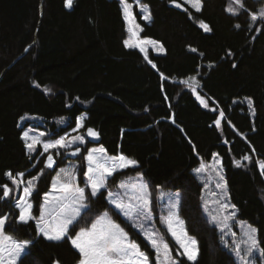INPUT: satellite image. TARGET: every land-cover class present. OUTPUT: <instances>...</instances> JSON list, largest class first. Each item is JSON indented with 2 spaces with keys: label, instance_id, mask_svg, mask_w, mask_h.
I'll return each mask as SVG.
<instances>
[{
  "label": "trees",
  "instance_id": "obj_1",
  "mask_svg": "<svg viewBox=\"0 0 264 264\" xmlns=\"http://www.w3.org/2000/svg\"><path fill=\"white\" fill-rule=\"evenodd\" d=\"M128 2L134 4L140 37L160 43L162 54L125 46L131 32L122 0H74L71 9L65 0H44L42 15L41 0H0V185L12 189L0 202V217H7L8 234L28 242L17 264H79L80 254L68 237L50 241L34 220H18L16 185L6 174H22L25 181L39 177L29 198L38 216L69 155L80 149L73 159L78 158L83 172L94 146L88 141L60 156L55 151L29 155L20 127L26 114L43 118L58 137L85 113V134L95 129L110 156L124 155L137 163L111 175L99 195L88 192V208L68 236L108 211L154 257L145 238L107 199L123 180L142 175L154 211L161 190L181 193L180 216L199 242V258L191 262L181 255L163 229L179 264H239L233 244H224L204 213V185L195 173L202 162L218 155L236 217L256 229L264 255V175L259 167L264 163V0H242L243 8L233 0H200V11L184 0ZM137 6L146 7L148 20ZM230 6L236 14L227 10ZM246 99L252 101L253 115ZM61 118L69 124L57 131ZM49 155L51 168L45 166Z\"/></svg>",
  "mask_w": 264,
  "mask_h": 264
},
{
  "label": "snow or ice",
  "instance_id": "obj_2",
  "mask_svg": "<svg viewBox=\"0 0 264 264\" xmlns=\"http://www.w3.org/2000/svg\"><path fill=\"white\" fill-rule=\"evenodd\" d=\"M122 2L124 4V18L129 25H132L135 19V16L131 11L133 5L129 3L128 0H122ZM136 2L139 4V0H136ZM173 2L175 3V0H173ZM233 2L239 5L240 8H243L242 0H233ZM184 3L190 4L191 7L195 8L197 11H200L201 9L200 0H184ZM72 6L73 0H65L66 8L71 9ZM176 6L181 7L178 3ZM141 10L144 12L142 18L148 19L149 17L147 15L146 7L141 6ZM227 10L233 14L237 13V9L231 6ZM260 16L264 17V10H261ZM256 19L257 16L253 14L252 20L255 21ZM200 26L204 31H210L209 26L206 23L201 22ZM134 27L139 28V25H134ZM237 27H239V25H237ZM129 31L133 35H136L133 31V27H130ZM150 43L155 44L156 41H150ZM125 46L132 48L136 45L125 40ZM192 51L195 52L196 49H192ZM185 83H187V81H185ZM37 87H39V85H37ZM193 91H195V88H193ZM197 98L201 99V102L207 107V103H205L201 97L197 96ZM220 115L223 116V113ZM216 124L219 125L220 121L216 120ZM80 126L83 127L82 122ZM87 133L92 137L98 135L91 128L87 129ZM41 135H43V133H41ZM23 139L26 141V147L29 151H34L36 145L41 143L36 137H30L28 132L24 133ZM65 141L66 138L62 137L59 140L45 142L42 146L45 152L49 149L70 147L71 144L66 143ZM75 141H79L80 143L84 142L82 137H74L73 142ZM79 151L80 149L76 148L72 155H75ZM104 152L105 149L103 148L92 149L87 152V156L85 157L88 161V168L85 173V187L91 189V192L89 193L91 197L97 196L99 190L106 187L107 177L113 175L118 169L136 167V161L128 159L124 155L112 156L107 159L96 155V153ZM244 159L248 160L249 157L245 156ZM53 164V157L49 155L45 166L51 168ZM236 166H241L240 161H236ZM208 167H211V165H205L202 162L201 167L198 168L196 172L202 173ZM259 167L261 169V174L264 175V163L260 164ZM60 172L63 173L67 179L62 182L60 175L58 174L57 178L52 182L51 192L45 194L44 203L40 206L39 220L42 221V223L38 224V231L40 234L50 241H60L65 237H68L72 246L80 254L79 264H149L148 256L140 250L138 244L129 239L128 234L124 229L111 219L108 211H105L94 220L90 221V227L80 228V230L75 232L73 236H68L69 228L79 222L83 210L88 208V205L85 203L88 199V195L85 193V188L79 187L78 184L73 183L75 176L71 172L66 169H61ZM6 175L9 177L12 184L17 185V187H19L20 184L25 183L22 174L20 175V179L14 178L11 173H7ZM217 175H219V173H217ZM38 178V176H35L26 182L27 186L23 188V196H21L16 202L15 206L20 209V222L27 223L28 220L34 219L31 214L32 204L28 202L27 197H30L32 193V181L37 180ZM221 179L223 178L221 177ZM217 186L219 187V185ZM0 187L3 188V196L0 198L8 197L12 189L9 188L7 184L0 185ZM119 187L125 189L124 193H113L109 191L107 193L108 202L113 204L116 210L123 213V215L129 219H131L133 213H135L137 216H142L145 220H150L151 200L149 198L150 193H147V186L141 184L139 194L136 191L135 183L128 185L122 182ZM213 195H215V193H213ZM125 197H127V200H125ZM161 198L163 197L161 196ZM133 201H136V203H133ZM215 202L220 204V207L225 210L230 207L234 208V206H230L227 202L221 204L219 199ZM53 203L54 206L50 208L49 206L53 205ZM177 206L178 194L177 199L169 206L167 215L161 216V223L166 225L169 233L183 249V252L180 254L186 255L189 260H194L197 252V241L194 238L189 237L185 230L177 229V224H183L174 211ZM205 211H208L207 207L205 208ZM234 215L235 213L232 212L230 215L223 217L224 222L221 227L222 232L229 227L227 221ZM46 216L48 219H46ZM211 219L215 222L217 218L216 216H212ZM6 222L7 217L0 218V264H5L2 255L5 250H7L9 257L7 264H15L16 257L20 255L28 242L20 243L15 241L12 236L7 235L4 231ZM139 229L143 232L144 238L156 250L158 258L161 256L163 257V264H175V261L170 257L168 244L159 237L157 232L145 229L143 224L139 225ZM255 232L256 229L249 226V230L245 233L247 236L246 242L250 241L252 246H255L256 244L254 238ZM232 235L235 236V233ZM236 251L239 254V245H237ZM247 254L250 255V251ZM241 259L243 260V257H241ZM243 264H248V261L244 260Z\"/></svg>",
  "mask_w": 264,
  "mask_h": 264
},
{
  "label": "rangeland",
  "instance_id": "obj_3",
  "mask_svg": "<svg viewBox=\"0 0 264 264\" xmlns=\"http://www.w3.org/2000/svg\"><path fill=\"white\" fill-rule=\"evenodd\" d=\"M132 5H133V8L131 9V11L134 14V4H132ZM137 7H138L139 11L142 12L141 6H137ZM193 9H195V8H193ZM143 15H144V12H143ZM146 20H148V19H146ZM134 25H138V23L136 21V18L134 19L132 25H129V28L133 27V31L136 33V35H133L131 33V36H130V38L128 40L130 43L136 45L134 48L139 49L144 54H146L147 51H153V53H155V54H162L163 53L162 45L160 43H158V42H156L155 44L150 43V41H154V40L142 39L140 37V31H141L140 26H139V28H135ZM246 100L252 106L251 114L253 115L254 111H253L252 101L250 99H246ZM86 117H87V115L85 113L82 114L80 117H78L75 127L66 130L63 134L58 135V137H55L56 131H54L47 124V122L43 118H41L39 116H35V115L26 114L20 120V127L23 129L22 137H23L25 132H28L30 137L34 136L38 140L41 141L40 144L36 145L34 151H29V149L26 147L28 154L34 156L38 152L45 153V151L43 149V146H42L43 143L59 140L62 137L66 138L65 142L71 144V146L68 147V148L49 149L48 151H55V152L59 153L57 155L60 156V154H61V152L63 150L75 148L77 146H86V144L88 143V138H87V134H85L83 132V128H84ZM81 122L83 124V127L80 126ZM56 123H57V129L56 130L57 131H61L62 128H66L68 126L69 121L66 118H61V119H57ZM41 133H43V135H41ZM74 137H82L84 142L83 143H80L79 141L73 142V138ZM24 142L26 144L25 140H24ZM99 148L105 149V147L101 144V145L92 146L90 148V150L99 149ZM96 155L100 156V157H103L104 159H107L108 157H112V156H110L108 154L106 149H105L104 153H96ZM75 160L73 158L68 159L66 164L59 168V170L57 171V174L55 175L53 180H55L57 178L58 174L60 175V179H61L62 182L65 179H67L64 176V174L60 172L61 169H66V170H68L69 172H71L75 176V180L73 181V183L74 184H78L79 187L85 188V193H86V195H88V192L89 193L91 192L90 188L85 187V181H86L85 173L87 172L88 161L86 160L85 170L83 172H81V162H79V160H77V159H75ZM203 163L205 165H211V167L206 168V170L204 172H202V173H197L196 170L201 167V164H200L195 169V173L198 176V178L200 179V181L202 182V184L204 185V213H205V215L222 233L224 244L227 247H230L231 243L233 244L230 248L233 250V252H234V254L236 256V259L239 262V264H243L244 260H247L248 264H260V260H261V264H263L264 263V255H263L262 249L260 248V246L258 244L257 231L254 233V238H255V241H256L255 246H252L250 241L246 242L247 241V236L245 235V233L249 230V226L251 228H254V227L251 226L250 224L246 223V222H242V221H239L237 219V217H236L237 211H236L235 207L234 208L230 207L229 209L225 210V209H222L220 207V204L215 202V201H217L219 199L221 204L224 203V202H227L230 206H233L231 201H230V198H229L228 188H227V183H226V180H225V174H224V169H223L221 158L218 155H215L210 162H203ZM136 166H137V163H136ZM124 169H126V168H124ZM124 169H118V170H124ZM217 173H219V175H217ZM110 177L111 176L107 177V181H108V179ZM221 177L223 179H221ZM15 178L20 179V175H18ZM31 179L32 178L27 179L26 181L23 179V181L25 183L20 184L19 187H17V185H16L15 195L17 197L16 198L17 200L21 196H23V188L25 186H27L26 182L28 180H31ZM38 180H39V178L37 180H33L32 181V184H33L32 193L34 192V187H35V185H36ZM107 181H106V184H107ZM122 182H124V183H126L128 185H132V184L135 183L136 184V191H137L138 194H139L140 185L144 184V185L147 186V193H149L148 184H147L146 180L144 179V177L142 175H136L134 177H129V178L123 180ZM121 183H120V185H121ZM217 185H219V187ZM106 188H107V185H106V187L101 188L97 195H99L100 192L105 190ZM51 190H52V185H51V188H50L49 192H51ZM124 191H125V189H122V188L118 187L116 190L111 191V192L123 194ZM213 193H215V195H213ZM177 194H178V206L176 207V209H174V211L176 212V215L178 216L179 220L183 222V224L182 225L177 224L176 226H177L178 230L183 229V230H185L187 232L185 224H184V221L182 220V218L180 216L181 193L179 191L161 190L160 194H159V205L157 206V210L156 211H154V209L152 207V202H151V219L150 220H145L142 216H137L135 213H133L132 218L129 219V218L125 217L123 215V213H120L118 210H116L113 204H110L116 211H118L122 215V217L125 220H127L131 224V226L141 236L144 237L143 232L139 229V225H141V224H143L145 229L157 232L159 237H161L168 244L170 257H171V259L173 261H175V264H179L180 261L175 257V255L173 253L172 244L169 241V239L166 236V234H165L163 229L167 230L168 235L171 237V239L176 244H177V242L173 238V236L169 233L166 225L161 223V216L162 215H164V216L167 215L169 206L177 199ZM161 196L163 198H161ZM30 197H27L28 202H30V200H29ZM44 197H45V195H44ZM149 198L151 200V197H149ZM125 200H127V197H125ZM43 203H44V199H43ZM85 203L87 204V200L85 201ZM133 203H136V201H133ZM53 206H54V203H53V205H50L49 207L51 208ZM206 207H207L208 211H205ZM86 210H87V208L83 210L82 214ZM19 211H20V209H19ZM232 212H234L235 215L231 219H229L227 221V223L229 224V227L226 228L222 232L221 231V227H222L223 222H224L223 221V217L227 216V215H230ZM31 214L34 217V219H30V220H34L36 222V224H37V227H38V224L42 223V221L39 220L40 214L38 216H35L34 212H33V208H31ZM109 216L111 217V219L116 224L120 225L118 222H116L112 218L110 213H109ZM212 216H216L217 219H216L215 222L212 221V219H211ZM0 218H2V217H0ZM157 218H159V222L157 220H155ZM46 219H48L47 216H46ZM18 220H19V218H18ZM120 227L123 228L121 225H120ZM234 227H237V231L234 230ZM4 231H5V233L7 235H10L6 231V224H5V227H4ZM124 231L128 234L129 239L131 241H134L136 244H138L139 247H140V250L143 251L148 256L149 264H163V257L161 256V257L158 258L156 250L151 246V244H149V242L146 239L145 240L148 242V244L151 246V248L155 252L154 257H151L147 252H145L142 249V246L137 241L133 240L131 238L130 234L125 229H124ZM233 233H235V236L232 235ZM187 235L189 237H192V236H190L188 234V232H187ZM192 238H194L197 241V252H196L195 259L194 260H189V261L196 262L198 260V258H199V242H198V240L195 237H192ZM177 245L180 247L179 244H177ZM237 245H239V248H240L239 254L236 251ZM27 249H28V245L23 249V251L20 253V255L18 257H16L15 264H17L19 262V260L23 257V255L27 252ZM180 249L183 251V249L181 247H180ZM249 251H250V255L247 254ZM2 255L4 257L5 264H7V261L9 259L7 250H5ZM241 257H243V260L241 259ZM186 258H187V256H186Z\"/></svg>",
  "mask_w": 264,
  "mask_h": 264
},
{
  "label": "water",
  "instance_id": "obj_4",
  "mask_svg": "<svg viewBox=\"0 0 264 264\" xmlns=\"http://www.w3.org/2000/svg\"><path fill=\"white\" fill-rule=\"evenodd\" d=\"M43 3H44V0H41V6H40V9H41V15H42V13H43ZM181 7L183 8V11H185L186 9H185V7H183L182 5H181ZM36 40H37V35H36V38H35V42H36ZM34 42V43H35ZM12 66V65H11ZM10 66V67H11ZM9 67V68H10ZM8 68V69H9ZM7 69V70H8ZM6 70V71H7ZM91 129H93V128H91ZM98 135L96 136V137H92V136H89L88 135V133H86L87 134V137H88V140H89V142L91 143V144H93V145H99V144H101L102 143V139H101V136H100V133L98 132V131H96L95 129H93ZM79 153V152H78ZM78 153H76L75 155H72V153L69 155L71 158H75L76 156H77V154ZM7 197H3L2 199H1V201L0 202H2V201H4L5 199H6Z\"/></svg>",
  "mask_w": 264,
  "mask_h": 264
},
{
  "label": "bare ground",
  "instance_id": "obj_5",
  "mask_svg": "<svg viewBox=\"0 0 264 264\" xmlns=\"http://www.w3.org/2000/svg\"><path fill=\"white\" fill-rule=\"evenodd\" d=\"M260 1V0H259ZM185 9H186V7H185ZM194 75V74H193ZM189 78V77H188ZM84 131V130H83ZM88 138V137H87ZM89 141V140H88ZM86 145H88V144H86ZM99 145H101V144H99ZM82 148H83V146H82ZM86 150H87V148H86ZM85 154V153H84ZM78 159V158H77ZM80 159V158H79ZM62 160V159H61ZM75 160V159H74ZM80 160H82V158L80 159ZM73 161V160H72ZM76 161V160H75ZM80 162V161H79ZM57 166V165H56ZM83 166V165H82ZM83 168V167H82ZM81 168V169H82ZM52 174V173H51ZM9 197V196H8ZM10 200V199H9ZM105 203V202H104ZM97 204V203H96ZM106 204V203H105ZM104 205V204H103ZM95 206V205H94ZM100 206V205H99ZM102 206V205H101ZM104 206H106V205H104ZM14 208V207H13ZM90 209H92V208H90ZM100 209V208H99ZM14 210H16V209H14ZM17 211V210H16ZM102 211V210H101ZM13 213H15V212H13ZM12 214V213H11ZM85 215V214H84ZM83 215V216H84ZM158 219V218H157ZM9 220H10V218H9ZM156 220V219H155ZM157 222V221H156ZM80 226V225H79ZM122 226V225H121ZM124 226V225H123ZM73 228V227H72ZM71 228V229H72ZM70 232V231H69ZM72 233V232H71ZM42 238V237H41ZM70 242V241H69Z\"/></svg>",
  "mask_w": 264,
  "mask_h": 264
}]
</instances>
